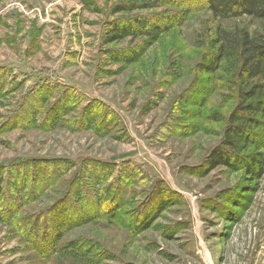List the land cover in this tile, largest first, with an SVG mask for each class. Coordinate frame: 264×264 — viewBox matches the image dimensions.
Instances as JSON below:
<instances>
[{
    "label": "rangeland",
    "instance_id": "obj_1",
    "mask_svg": "<svg viewBox=\"0 0 264 264\" xmlns=\"http://www.w3.org/2000/svg\"><path fill=\"white\" fill-rule=\"evenodd\" d=\"M118 1H0V264H264V165L205 171L233 96L226 73L198 71L218 25L262 23ZM139 14L174 25L128 63L148 38L104 39ZM78 183L102 213L76 201L56 223Z\"/></svg>",
    "mask_w": 264,
    "mask_h": 264
},
{
    "label": "trees",
    "instance_id": "obj_2",
    "mask_svg": "<svg viewBox=\"0 0 264 264\" xmlns=\"http://www.w3.org/2000/svg\"><path fill=\"white\" fill-rule=\"evenodd\" d=\"M165 1L120 0L113 5L111 11L112 13H119L148 10L163 5ZM168 1L178 6V11H183V14H186L191 8L200 7L209 12L211 18L215 20L228 21L248 18L262 23V28L259 29H250L247 26L239 25H218L211 41L212 53L198 66V71L202 74H215L218 71L226 73V76H223L222 79L227 90L233 96V105L226 116H213L217 121L224 122V128L220 142L210 150L204 159L205 171L209 172L216 167L231 169L242 167L249 174L260 175L264 165L263 152L261 151L264 147V0ZM145 16L143 14L137 15L131 24L115 23L108 31L110 34L105 36L104 43L123 39L128 35L148 38L147 42L141 41L140 47L131 49L125 55L128 63L135 61L145 49L157 40L161 33L169 30L174 25L173 22L163 25L151 24ZM20 183L21 186L16 188L17 197H19L17 199L19 203L18 210L26 198L23 195L27 183L26 176L20 178ZM78 185H80V189L74 188L73 191H69L67 194L68 198L70 197V204L68 201L65 202L68 207L65 205L66 208L55 210L56 214L53 220L56 223L60 224L64 223L63 220H69L68 216L63 217V213L66 210L76 211V201L82 200L86 204L88 202L89 207L97 205L96 209H92L93 214L96 216L102 213L101 206H103V198L106 195L100 194L97 197L98 200H101L100 204L97 202L98 205L91 199V194L95 189L87 186V183H78ZM5 191L3 178L0 177L1 199L6 195ZM33 193L30 192L29 194L33 195ZM83 193L85 194L80 196ZM74 195H77L79 200H73ZM35 199V197L32 198V200ZM120 205L121 203L109 210L113 218L117 217V213L121 208ZM69 207L71 208L69 209ZM83 213L77 214L78 216L73 220L79 219L83 222L86 219H82ZM151 221L148 220L143 228L149 227ZM73 245V248L76 249L79 243L76 242Z\"/></svg>",
    "mask_w": 264,
    "mask_h": 264
}]
</instances>
